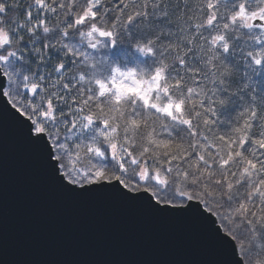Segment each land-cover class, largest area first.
<instances>
[{
	"label": "snow or ice",
	"instance_id": "6c2138e0",
	"mask_svg": "<svg viewBox=\"0 0 264 264\" xmlns=\"http://www.w3.org/2000/svg\"><path fill=\"white\" fill-rule=\"evenodd\" d=\"M261 73L264 0H0V99L58 186L194 215L224 264L264 254Z\"/></svg>",
	"mask_w": 264,
	"mask_h": 264
},
{
	"label": "water",
	"instance_id": "95a60500",
	"mask_svg": "<svg viewBox=\"0 0 264 264\" xmlns=\"http://www.w3.org/2000/svg\"><path fill=\"white\" fill-rule=\"evenodd\" d=\"M10 108L0 99V264H224L194 215L64 192Z\"/></svg>",
	"mask_w": 264,
	"mask_h": 264
},
{
	"label": "clouds",
	"instance_id": "9594fccd",
	"mask_svg": "<svg viewBox=\"0 0 264 264\" xmlns=\"http://www.w3.org/2000/svg\"><path fill=\"white\" fill-rule=\"evenodd\" d=\"M202 3L203 0H200ZM17 46V43L13 41V47L15 48ZM246 264H264V254H261L259 256L253 255Z\"/></svg>",
	"mask_w": 264,
	"mask_h": 264
},
{
	"label": "trees",
	"instance_id": "16d2710c",
	"mask_svg": "<svg viewBox=\"0 0 264 264\" xmlns=\"http://www.w3.org/2000/svg\"><path fill=\"white\" fill-rule=\"evenodd\" d=\"M256 89L258 92L264 91V73L256 76L255 78Z\"/></svg>",
	"mask_w": 264,
	"mask_h": 264
}]
</instances>
